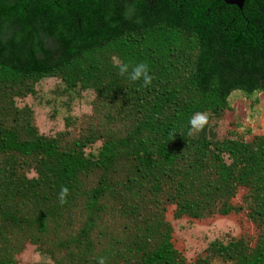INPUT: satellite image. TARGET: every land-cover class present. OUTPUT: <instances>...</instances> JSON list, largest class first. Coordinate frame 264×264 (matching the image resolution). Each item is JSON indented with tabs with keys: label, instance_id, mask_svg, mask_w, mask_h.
<instances>
[{
	"label": "trees",
	"instance_id": "obj_1",
	"mask_svg": "<svg viewBox=\"0 0 264 264\" xmlns=\"http://www.w3.org/2000/svg\"><path fill=\"white\" fill-rule=\"evenodd\" d=\"M51 78L104 126L41 131L24 101ZM262 96L264 0H0V264L30 242L53 264H187L174 221L242 212L241 189L255 235L194 262L264 264V133L228 123Z\"/></svg>",
	"mask_w": 264,
	"mask_h": 264
},
{
	"label": "rangeland",
	"instance_id": "obj_2",
	"mask_svg": "<svg viewBox=\"0 0 264 264\" xmlns=\"http://www.w3.org/2000/svg\"><path fill=\"white\" fill-rule=\"evenodd\" d=\"M39 93L37 98L25 99V103L31 104L35 109L36 118L41 131L55 134L59 131L69 132L65 140L82 135L91 126L96 128L104 126L103 113L105 110L95 111L92 104L93 95L91 92L61 94L59 89H63L58 79H45L38 85ZM237 109L228 114V123L234 124L235 130L243 133L251 129L253 133H264V96L259 104H253L250 98L237 99L235 102ZM101 112V113H100ZM54 113V114H53ZM73 119L71 124L67 120ZM200 119V117H198ZM239 126L236 127L235 125ZM107 128V127H105ZM232 128V127H231ZM233 129V128H232ZM222 131H225L221 128ZM99 143L91 147L97 150ZM245 190L241 189L236 197L238 205L246 206V210L235 212L229 216H218L204 220L174 221L177 226L176 245L188 258L187 264H195V259L204 252L207 246L215 239L228 241L231 237L246 236L253 237L256 233L255 226L248 219L247 203L244 202ZM174 207L170 206L168 218L173 219ZM81 211L75 209L69 219L73 222L69 225L70 230H77L83 218ZM67 222H63L66 224ZM69 229V228H68ZM53 233L51 232L49 236ZM62 235L59 234L58 237ZM42 246L44 244L41 242ZM49 248V243L45 244V249ZM19 264H53V260L48 253L40 250V246L28 243L23 251L17 254ZM213 264H232L215 259Z\"/></svg>",
	"mask_w": 264,
	"mask_h": 264
},
{
	"label": "water",
	"instance_id": "obj_3",
	"mask_svg": "<svg viewBox=\"0 0 264 264\" xmlns=\"http://www.w3.org/2000/svg\"><path fill=\"white\" fill-rule=\"evenodd\" d=\"M223 1L230 5H236L239 8H242L245 3V0H223Z\"/></svg>",
	"mask_w": 264,
	"mask_h": 264
}]
</instances>
